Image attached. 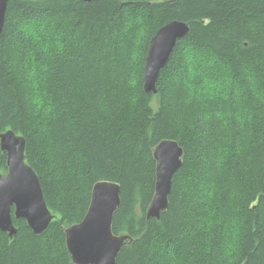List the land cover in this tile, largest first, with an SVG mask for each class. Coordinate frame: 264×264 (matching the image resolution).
I'll use <instances>...</instances> for the list:
<instances>
[{"label": "trees", "instance_id": "16d2710c", "mask_svg": "<svg viewBox=\"0 0 264 264\" xmlns=\"http://www.w3.org/2000/svg\"><path fill=\"white\" fill-rule=\"evenodd\" d=\"M190 26L145 92L148 50ZM26 140L55 219L0 231V264H74L65 229L99 182L119 184L117 264H264V0H10L0 36V134ZM184 149L170 207L147 219L155 148ZM8 172L0 142V175Z\"/></svg>", "mask_w": 264, "mask_h": 264}, {"label": "water", "instance_id": "95a60500", "mask_svg": "<svg viewBox=\"0 0 264 264\" xmlns=\"http://www.w3.org/2000/svg\"><path fill=\"white\" fill-rule=\"evenodd\" d=\"M91 3L94 0H83ZM10 0H0V36L3 34ZM190 33V26L173 21L152 39L145 66V92L157 94L161 72L169 65L177 43ZM2 151L7 154L8 172L0 175V231L11 239L24 220L35 235L44 234L55 219L46 203L36 172L25 161L26 140L13 131L0 134ZM157 162L156 187L147 219L160 221L170 207L173 179L183 165L184 149L173 140L162 141L154 150ZM119 184L99 182L92 191L89 209L79 224L65 229L66 245L74 264H117L125 247L134 242L129 235H115L114 219L122 205Z\"/></svg>", "mask_w": 264, "mask_h": 264}]
</instances>
